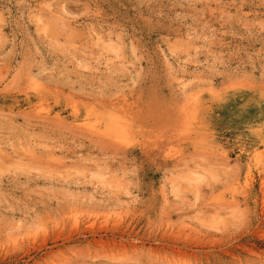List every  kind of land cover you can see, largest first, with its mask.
<instances>
[{
	"label": "rangeland",
	"instance_id": "374dc122",
	"mask_svg": "<svg viewBox=\"0 0 264 264\" xmlns=\"http://www.w3.org/2000/svg\"><path fill=\"white\" fill-rule=\"evenodd\" d=\"M0 264H264V0H0Z\"/></svg>",
	"mask_w": 264,
	"mask_h": 264
},
{
	"label": "bare ground",
	"instance_id": "6f19581e",
	"mask_svg": "<svg viewBox=\"0 0 264 264\" xmlns=\"http://www.w3.org/2000/svg\"><path fill=\"white\" fill-rule=\"evenodd\" d=\"M97 122H98V121H97ZM115 122H116V121H115ZM105 125H106V124H105ZM114 125H115V124H114ZM107 126H108V125H107ZM107 126H106V127H107ZM112 127H113V126H112ZM98 134H100V133H98ZM101 134H102V133H101Z\"/></svg>",
	"mask_w": 264,
	"mask_h": 264
}]
</instances>
